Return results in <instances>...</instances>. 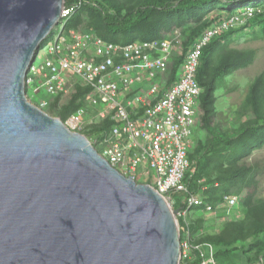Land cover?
<instances>
[{
    "label": "water",
    "instance_id": "obj_1",
    "mask_svg": "<svg viewBox=\"0 0 264 264\" xmlns=\"http://www.w3.org/2000/svg\"><path fill=\"white\" fill-rule=\"evenodd\" d=\"M64 0H0V264H180L176 211L26 98Z\"/></svg>",
    "mask_w": 264,
    "mask_h": 264
},
{
    "label": "built area",
    "instance_id": "obj_2",
    "mask_svg": "<svg viewBox=\"0 0 264 264\" xmlns=\"http://www.w3.org/2000/svg\"><path fill=\"white\" fill-rule=\"evenodd\" d=\"M252 11L247 8L243 14L251 15ZM72 13L73 8L64 6L60 23L49 33L51 41L43 44L40 63L33 65L35 59L30 63L25 78L26 98L31 102L33 95L43 92L56 99L77 88L84 91L85 105L62 121L65 127L82 134L88 125L109 122L111 125L100 137L86 138L112 168L134 182L139 169L143 174L153 173L152 185H147L164 197L172 210L176 204L173 194L180 193L177 221L179 218L185 223L194 208L214 214L205 202L206 188L193 193L185 181L192 165L188 153L194 144L202 94L195 78L202 49L215 36L235 29L240 16L223 18L205 29L185 52L176 79L171 82L169 66L180 55L182 40L175 37L111 44L92 32L64 31ZM28 85L31 98L27 95ZM41 104L45 102L35 106ZM237 202V197L228 196L221 206L230 209ZM178 230L180 262H191L196 253L199 264H217L210 245H194L188 229L178 224Z\"/></svg>",
    "mask_w": 264,
    "mask_h": 264
},
{
    "label": "trees",
    "instance_id": "obj_3",
    "mask_svg": "<svg viewBox=\"0 0 264 264\" xmlns=\"http://www.w3.org/2000/svg\"><path fill=\"white\" fill-rule=\"evenodd\" d=\"M127 0L128 7L122 12L121 7L115 5L114 0H64V6L73 8L72 15L64 25V31L77 30L81 16L87 14L89 27L86 32L96 34L103 41L111 44L126 45L134 42H145L162 39L172 27H183L188 24L198 25L189 27L188 33L183 38L180 55L174 57L170 63L168 76L170 81L176 79L185 52L191 47L193 41L208 27L217 23L221 17L210 22H205L207 15L214 9L224 13V17H231L238 13V10L245 7L251 8L254 12L249 22L243 27H249L255 33V37L264 40V0ZM241 28V29H243ZM240 29H230L215 36L202 49L199 66L196 73V81L202 88L199 98V107L203 112L202 122L210 135L207 143L202 148V154L196 155L198 146L189 150L188 158L192 162L190 172L186 175L185 181L190 192H203L205 202L215 212L216 207L221 206L223 198L235 196L244 190V197L241 199L242 206L249 213V227L241 230L238 235L232 229L225 235L205 243H196L192 240V226L189 222H183L178 218L180 228L188 229L190 241L194 245L208 244L213 249V256L217 264H264V202L255 200L256 185L253 180L254 174L251 167L239 163L249 157L253 151L264 146V81L259 76L250 85L248 102L251 106L254 119L246 123L232 137L213 134L208 125L213 117V94L216 85L225 76L246 68L252 61V51L228 50L230 38ZM219 52H221L219 54ZM217 54H219L217 56ZM216 61V63H214ZM84 94L77 88L71 101L63 107L58 118L64 121L69 115L81 108L82 104H74L76 97ZM36 105V103H32ZM111 124L103 122L92 128L89 132L82 133L85 137H100L103 130ZM197 144V143H196ZM215 162L216 169L221 170L227 165V172L216 176L212 180L202 182L200 179L207 175L209 166ZM176 200L173 210H178L181 200ZM193 212H202L200 208H194ZM232 231V232H231ZM180 234L182 230L180 229ZM242 240L247 241L246 245H240ZM201 260L195 253L191 262L184 264H199Z\"/></svg>",
    "mask_w": 264,
    "mask_h": 264
},
{
    "label": "rangeland",
    "instance_id": "obj_4",
    "mask_svg": "<svg viewBox=\"0 0 264 264\" xmlns=\"http://www.w3.org/2000/svg\"><path fill=\"white\" fill-rule=\"evenodd\" d=\"M109 1L112 2V0ZM137 1L138 0H135L134 3L130 4H136ZM113 3L121 7L122 12H124L126 7H128L127 0H114ZM247 8L249 7L240 9L241 11L238 10V13H235V15L240 16V21L236 22V28L240 29V31L231 36L227 49L240 52L252 51L254 57L249 66L225 76L216 85V89L213 94V117L208 125V128L212 130L213 134L219 136L232 137L238 134L240 129L246 123L254 119L251 106L248 102L249 88L259 76H262L264 81V40L256 38L255 33H253V30L249 27L243 28L249 22L252 14L254 13L253 12L251 15L243 14ZM224 16L225 15L221 10L214 9L207 15L205 22L211 21L212 23V21L217 17H221V19L226 18ZM195 26L198 25L188 24L183 27H172L168 33L163 35L162 38L173 39L177 37L179 40L183 41V38H185L188 33V28H193ZM88 27V16L87 14H83L76 29L84 31L87 30ZM50 41L51 36L48 37L46 42H42L39 51L36 53L33 65L40 63L44 54L42 48L43 44H49ZM220 53L221 52H219V54ZM219 54H217V56ZM214 63H216V61ZM76 91L77 90H75V92ZM75 92L67 94L62 98L52 99L47 97L43 92H40L38 95H33L31 86L28 85L27 87L28 97L31 98L33 95L30 99L31 103L38 104L40 101L41 103L45 102V104H41L39 108L54 118H58L60 115L59 113L63 107L71 101ZM84 100V94H82L81 96L76 97L73 102L76 105L78 103L85 105ZM89 112L91 113L92 110H89ZM203 115L204 114L200 109L196 118V130L193 134L194 146H198L199 150L196 154L198 156L202 154V148L210 138V135L206 131L202 122ZM92 128L93 126L88 125L83 133L89 132ZM239 164L252 168L254 174L253 180L256 185L255 200L258 202H264V146L256 151H253L249 157L242 160ZM226 167L227 165H224L221 170H215L216 164L215 162H212L209 166L207 175H203L200 180L202 182H207V180H212L218 175L225 174L228 171ZM143 172L144 171L141 169L138 170L136 183L152 185L154 179L153 173L148 175L143 174ZM244 194V190L239 194H232L235 195L238 200L237 204L233 208L229 209L225 206H218L216 207L214 214H205L202 212L189 213L187 221L190 226H192V240L196 243H205L210 240H214L221 235H225L231 229L238 235L243 236L241 228L244 229L249 227V213L241 204V199L244 197ZM181 196L182 195L180 193L173 194V197L177 200H180ZM246 242L247 241L241 239L239 244L244 246L246 245ZM180 264H184V262H180Z\"/></svg>",
    "mask_w": 264,
    "mask_h": 264
},
{
    "label": "crops",
    "instance_id": "obj_5",
    "mask_svg": "<svg viewBox=\"0 0 264 264\" xmlns=\"http://www.w3.org/2000/svg\"><path fill=\"white\" fill-rule=\"evenodd\" d=\"M203 250H205V248H202Z\"/></svg>",
    "mask_w": 264,
    "mask_h": 264
}]
</instances>
